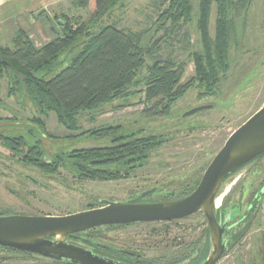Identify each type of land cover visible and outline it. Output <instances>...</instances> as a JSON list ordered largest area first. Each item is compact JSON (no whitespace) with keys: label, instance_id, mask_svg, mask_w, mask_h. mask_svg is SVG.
<instances>
[{"label":"rangeland","instance_id":"374dc122","mask_svg":"<svg viewBox=\"0 0 264 264\" xmlns=\"http://www.w3.org/2000/svg\"><path fill=\"white\" fill-rule=\"evenodd\" d=\"M198 4L199 0H193L194 16L190 22H183L173 29L167 22L166 26L171 30L165 31L158 30L159 18L168 8L169 0H122L95 28L116 23L129 32L142 34L143 45L151 48L147 64L151 66L159 58L182 63L186 67L182 79L185 84L195 77L192 56L201 48L197 29ZM94 10V2L90 9H76L72 0H62L47 10L26 12L0 26V45L12 47L15 34L24 29L35 45L41 47L55 36L54 29L62 31L59 20L67 18L80 26L77 22H89ZM216 19L214 5L210 17L213 37ZM235 28L230 49L231 68L220 82L218 91L206 96L194 86L173 106L167 117L146 118L145 106L140 103L143 95L137 93L105 105L96 113L84 114L79 129L71 132L59 123L55 113L40 114L32 105L10 96L7 79L0 78V134L4 131L12 133L17 127L21 132L29 128L43 136L33 121L40 118L47 134L41 139L42 145L51 160L55 153L113 148L121 142H113L104 135V138H100L101 135L94 137V131L99 128L121 126L116 138L136 133L138 137L154 136L162 141L140 162L112 167L117 170L114 176L117 178L91 180L76 176L64 165L50 175L35 167L23 166L18 162V156L0 140V210L11 215L65 216L101 207V201L127 202L156 187L161 190L146 202L176 200L191 192L229 137L264 107V0H252L245 15L236 18ZM68 63L66 60L62 68ZM204 105L213 108L184 117L188 111ZM101 168L104 170L109 166L102 165ZM263 182L264 156L226 182L219 194L221 203L217 209L225 202L229 206L239 199L246 209L254 190ZM233 223L235 221H230L228 226ZM247 225L246 235L218 264H264V200ZM208 228V222L200 212L180 223L111 225L85 233H92L101 242L128 251L134 261L187 264L190 259L183 260V257L192 254ZM0 264L64 263L38 255L22 256L16 250L0 247Z\"/></svg>","mask_w":264,"mask_h":264},{"label":"trees","instance_id":"16d2710c","mask_svg":"<svg viewBox=\"0 0 264 264\" xmlns=\"http://www.w3.org/2000/svg\"><path fill=\"white\" fill-rule=\"evenodd\" d=\"M121 1L72 0L76 9H90L94 2L95 10L89 22L81 24L78 21L80 26H77L67 18L59 20L62 31L54 29L55 36L41 47L35 45L24 29L15 34L12 47L0 45V78L7 79L10 96L32 105L40 114L55 113L59 123L73 132L79 129L80 118L84 114L96 113L105 105L137 93L143 95L140 103L145 106V117L153 118L169 116L173 106L194 86H198L206 96L218 91L220 82L231 68L230 49L236 34V18L245 15L252 0H199L197 29L201 48L192 56L195 77L185 84L182 79L186 67L182 63L159 58L151 66L147 64L151 48L143 45L142 34L129 32L116 23L104 24L96 30L95 25L101 23ZM214 5L217 19L213 37L210 34V17ZM193 16V0H169L168 8L160 15L158 30L169 31L183 22H190ZM46 18L51 21L49 16ZM167 22L171 28L166 26ZM66 60L69 63L62 68ZM140 87L144 89L133 91ZM33 121L46 137L42 120L34 118ZM15 129L12 133L4 131L0 140L4 147L18 156V162L23 166H32L50 175L64 165L66 169L71 168L76 176L91 180L112 179L117 174L112 167L117 168L120 163L140 162L162 143L159 137H138L136 133L116 138L121 126L99 128L94 131V137L101 135L100 138L108 137L113 142H121L113 148L96 147L75 149L68 154L55 153L51 160L42 145L43 136L33 129L24 128L22 132L17 127ZM128 157L133 158L128 160ZM102 165L109 168L103 170ZM219 212H223L222 219ZM4 214L10 213L4 211ZM216 214L221 222L227 219L233 222L232 210L228 209L227 202L216 209ZM243 220L241 217L237 222L240 224ZM248 229L246 225L245 228L227 232L224 238L228 239L229 250L246 235ZM81 235L80 246L96 254L127 264H150L132 260L128 251L106 246L108 244L92 233ZM201 240L196 243L193 256L190 252L183 257V260L190 259L187 264H200L207 258L210 251L209 228ZM16 252L22 256L35 255Z\"/></svg>","mask_w":264,"mask_h":264},{"label":"water","instance_id":"95a60500","mask_svg":"<svg viewBox=\"0 0 264 264\" xmlns=\"http://www.w3.org/2000/svg\"><path fill=\"white\" fill-rule=\"evenodd\" d=\"M212 108L211 105L199 106L185 113L184 117ZM262 155L264 107L229 137L207 167L197 188L189 195L157 203L101 201V207L65 216L0 215V247L68 264H127L96 254L69 240L98 227L180 221L202 212L208 222L210 251L200 264H218L229 251L228 239L224 237L230 221L221 222L217 217L219 194L231 175ZM159 190L156 187L145 191L134 200L147 199Z\"/></svg>","mask_w":264,"mask_h":264},{"label":"flooded vegetation","instance_id":"af4514ba","mask_svg":"<svg viewBox=\"0 0 264 264\" xmlns=\"http://www.w3.org/2000/svg\"><path fill=\"white\" fill-rule=\"evenodd\" d=\"M256 161H258V159L253 161L252 163L248 164L247 166L253 164ZM247 166H245V167H247ZM137 196H135L133 199H131L130 202L131 203H157V202H146L151 196L149 198H147V199H144V200H134ZM263 200H264V182L262 183V185L260 186L259 189L254 190L253 196L248 201L249 203H248V206L246 207V209L244 208L242 199L238 200L235 203L230 204L228 206V209L232 210V216L231 217L233 219V222L235 221V223H233L231 226H227L228 227V231L227 232L239 230V228L242 227L241 225H243V226L245 225L246 226L247 223H248V220L250 218H252L253 216H256V213L258 212V208H260L261 202ZM163 202H166V201H163ZM0 212H1L0 215H2V216L11 215V214L5 215L3 210H0ZM222 214H223V212H219L218 213L220 219L223 218ZM241 217H243L244 220L242 221V223L239 224L237 221ZM132 224H134V223H132ZM227 232L225 233V235L227 234ZM81 234L82 233L77 234L76 237L70 239L69 241L71 243H73V244L80 245V243H81L80 239L82 238ZM106 246H109V245H106ZM12 250H14V249H12ZM16 251H18V250H16Z\"/></svg>","mask_w":264,"mask_h":264},{"label":"crops","instance_id":"0c3cea01","mask_svg":"<svg viewBox=\"0 0 264 264\" xmlns=\"http://www.w3.org/2000/svg\"><path fill=\"white\" fill-rule=\"evenodd\" d=\"M62 0H0V26L6 20L15 19L26 12L47 10Z\"/></svg>","mask_w":264,"mask_h":264},{"label":"bare ground","instance_id":"6f19581e","mask_svg":"<svg viewBox=\"0 0 264 264\" xmlns=\"http://www.w3.org/2000/svg\"><path fill=\"white\" fill-rule=\"evenodd\" d=\"M220 203H221V199L219 198L217 201V207H219Z\"/></svg>","mask_w":264,"mask_h":264}]
</instances>
